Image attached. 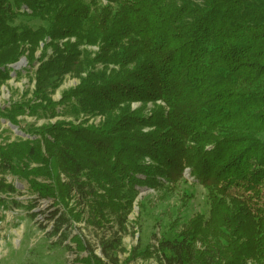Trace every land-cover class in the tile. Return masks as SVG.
Listing matches in <instances>:
<instances>
[{"label": "trees", "instance_id": "1", "mask_svg": "<svg viewBox=\"0 0 264 264\" xmlns=\"http://www.w3.org/2000/svg\"><path fill=\"white\" fill-rule=\"evenodd\" d=\"M102 1L0 0V84L27 50L40 62L32 98L7 118L42 111L51 120L59 106L105 116L99 125L58 119L0 147V192H19L11 174L53 198L48 234L76 244V264H264V0ZM21 17L46 25L16 24ZM81 72L55 101L65 75ZM130 101L157 106L146 115ZM187 167L208 190L209 215L128 248L140 187ZM80 222L95 243L72 234Z\"/></svg>", "mask_w": 264, "mask_h": 264}, {"label": "rangeland", "instance_id": "2", "mask_svg": "<svg viewBox=\"0 0 264 264\" xmlns=\"http://www.w3.org/2000/svg\"><path fill=\"white\" fill-rule=\"evenodd\" d=\"M194 1L201 2V0ZM107 3L105 0L102 1L104 5ZM19 23L33 28L46 25L42 20L26 17L19 18L16 24ZM70 40L76 41V38L72 37ZM47 41L49 42L50 38ZM79 48L93 53L99 50L98 45H80ZM41 53L42 49H37L35 56L40 57ZM47 53L52 54L51 48L47 49ZM27 54H29L28 50L17 62L8 65L12 69L11 76L0 84V147L26 138L28 134L23 132L25 129H34V127L58 119L73 120L76 123L83 121L96 125L105 119L101 113L96 115L81 113L75 118V116L63 113V107L59 106L58 111L61 114L57 118L50 120L42 115L41 111L39 115L17 116L18 124L11 122L5 115L6 110L15 102L31 99L35 89L36 70L40 62L35 59L29 63ZM48 57L45 56V60ZM22 60L24 62L16 66ZM97 66H102V64L99 63ZM110 67L113 66L110 65ZM83 75L85 72L76 75L67 73L54 91L53 99L59 101L62 93L76 87ZM160 103L163 104L162 101H157V104ZM129 105L132 110H141L146 115H151L154 107L157 106L152 102L142 101H130ZM147 130L150 128H143V131ZM146 161L151 163L149 158H146ZM4 178L7 183L14 182L19 192L14 194L0 192V264H76V252L74 251L76 244L71 242L70 238L60 243L58 237H51L48 234L52 222L47 219V215L56 208L52 205L53 198L38 199L37 193L30 189L27 180L19 179L11 174H5ZM38 180L44 181L41 177ZM209 212L208 190L203 183L191 176L190 169L187 167L183 170V175L176 180L165 181L157 186L143 185L140 187L129 215L135 224L136 233L126 236L124 243L130 248L139 241L140 246L144 248L154 242V235L173 236L191 218L200 213L207 216ZM84 226L85 223L80 222L78 223L80 228H76L75 223L71 229L72 234L81 232L83 236L95 243L93 234ZM86 254L84 251L80 255L85 256ZM143 263L153 264L154 259L145 262L138 261V264Z\"/></svg>", "mask_w": 264, "mask_h": 264}, {"label": "bare ground", "instance_id": "3", "mask_svg": "<svg viewBox=\"0 0 264 264\" xmlns=\"http://www.w3.org/2000/svg\"><path fill=\"white\" fill-rule=\"evenodd\" d=\"M23 62H24L23 60H22V61H20L18 64H16V66H19V65H21Z\"/></svg>", "mask_w": 264, "mask_h": 264}]
</instances>
